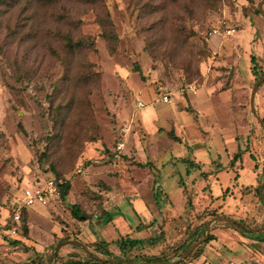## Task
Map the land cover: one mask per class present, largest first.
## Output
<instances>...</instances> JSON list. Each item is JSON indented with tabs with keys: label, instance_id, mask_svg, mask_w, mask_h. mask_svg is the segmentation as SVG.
Masks as SVG:
<instances>
[{
	"label": "rangeland",
	"instance_id": "rangeland-1",
	"mask_svg": "<svg viewBox=\"0 0 264 264\" xmlns=\"http://www.w3.org/2000/svg\"><path fill=\"white\" fill-rule=\"evenodd\" d=\"M53 1L0 0V41L7 28L12 31L4 53L26 56L34 72L19 83L0 52V264L87 261V252L68 243L52 257L54 247L68 240L92 253L93 242L105 241L114 259L164 254V263L177 264L209 235L202 255L184 264L262 259L264 240L251 233H264V82L253 107L251 92L264 75V0ZM106 13L118 38L111 53L96 21ZM58 31L91 38L94 46L67 56ZM187 62L190 69L197 64L200 80L189 78ZM252 66L263 74L255 78ZM68 70L89 74L81 83L87 87L76 85L73 93ZM69 94L81 110L87 112L88 104L96 138L66 175L64 200L58 195L26 206L25 235L20 218L10 219L11 206L25 187L53 180L34 146L38 140L39 148L47 146L45 138L55 131L49 101L53 107ZM79 126L86 133L87 124ZM61 142L51 146L55 155ZM238 150L241 160L231 164ZM155 182L164 193L159 204ZM71 204L87 219L74 218ZM103 210L110 221L100 219ZM205 223L199 241L175 251ZM153 236H159L153 245L144 242L133 251L120 246Z\"/></svg>",
	"mask_w": 264,
	"mask_h": 264
},
{
	"label": "trees",
	"instance_id": "trees-1",
	"mask_svg": "<svg viewBox=\"0 0 264 264\" xmlns=\"http://www.w3.org/2000/svg\"><path fill=\"white\" fill-rule=\"evenodd\" d=\"M7 1L8 0H3L2 5H5L4 3H8ZM84 1H86V3H96V0H84ZM57 3L58 0L52 2V4H57ZM1 15L2 14H0V17ZM96 21L102 31L101 35L105 38V40L108 43L110 53L113 52L115 48V43L117 42L118 38L113 30L110 16L108 15V13H106L104 16L98 17ZM58 33L59 34H57L58 36L57 38L62 41L60 46H62V49L66 52L67 56H69L70 55L69 53L74 52L76 49H85V48L91 49L94 46V40L91 38L80 37L74 39V37L70 33L63 34L61 31H58ZM190 33H191L190 36L194 37L196 35V33L193 30H190ZM9 35L12 38V31L7 28V32L5 34L6 36L5 41L4 40L0 41V52L3 53L2 56L3 58H5L7 65L12 70L15 80L22 84L25 80L31 79L34 75V72L30 69L26 56L23 57L16 56L13 59H10L9 54L4 53L5 50L4 45L6 41L10 43ZM54 36H55V32H54ZM200 41L202 42V39H200ZM172 42L174 43L175 41ZM204 50H206V45L203 43V46L201 47L200 51L204 52ZM51 51L53 56L58 57L56 50H51ZM252 61L254 62V57H252ZM188 63L189 62L184 64L185 65L184 70L189 76V78L192 80H194V78H198L200 80L201 72L197 64L195 63V66H193L192 69H190ZM133 71H135L138 74L141 81H145L146 78L138 64L134 65ZM261 72H263V70H257L254 66H252V73H254L255 78H258L261 74H263ZM64 73H66L65 78L70 82H72L73 93H75L74 89L77 90L76 85L81 86L84 89L87 87L82 85L81 83H86L87 81H89L87 80L90 78L89 74L85 76L83 72H71L70 70ZM8 87L11 93L15 94L14 93L15 87L11 85H8ZM88 93L89 92L87 91V93L84 94V96H87ZM62 99H63L62 103L55 105L53 107H52L53 101H49L50 109L48 114L54 119V124L52 126L53 128H55V131L53 134L45 138L47 142V146L39 148L38 144L40 140L36 142V145L34 146V154L37 155L36 157L38 158L39 161H44V163L47 165V169L53 173V182L58 187L60 192L59 198L61 200H64L65 197L68 195L70 189V179L67 178L66 175L79 165L80 156L83 154V152L86 149V143H92L95 141L96 138L95 132H97V127L94 121V116L92 115L91 110L86 102L85 103L87 106V112L81 110L80 106L82 104L80 102H77L78 106L77 104H75L74 102L75 98L72 94H69L68 97L62 95ZM189 109L190 108H188V110ZM83 122H85L88 127L86 129V133L84 132V134L76 130L77 127L81 128L79 125ZM17 129L23 135H27V132L21 123L17 124ZM59 140L62 141L61 146L59 151L55 155V151L51 150V146L55 145L56 141ZM53 155L58 157L56 159H53L54 157ZM238 160H241V150H238L234 154L231 164H234ZM253 168L255 170H258V166L256 164L254 165ZM155 183L156 184L154 188V196L156 203L159 204L162 201V196L164 195V193L161 192L159 184H157V182ZM70 209L74 218L78 220L87 219L85 218L86 216L83 214V212L80 210L77 204H71ZM17 211H19L22 233L26 235L27 212H26V207L22 204L21 201L11 206L10 219H14V215ZM100 219L102 220L104 219L105 222L110 221L108 211L103 210ZM143 226L146 227L145 224H143ZM205 226L206 223L196 226L194 230H192L189 233L188 238L174 248L175 251L176 252L180 250L186 251L192 244H194L196 241H199L202 238L203 234L205 233ZM237 227L240 228L239 225H237ZM251 234L255 237L256 240H262V241L264 240V233L261 231L252 232ZM211 239H213V236L209 235V237L205 241L200 243L193 251H191L184 259L179 261L177 264H184L187 258L195 259L201 256L203 253L204 245L208 243V241H210ZM158 240H159V236L148 237L145 239L128 238V243L126 244L122 243L120 246L122 247L123 250L127 248L130 251H133L134 246L136 247L137 245L143 246L144 242L153 245L157 243ZM92 246H93V251L95 253V257L88 256L87 261L85 262L77 261L67 264H130L124 262L111 263L108 261H104L113 257L112 252L108 250L107 243L105 241L102 240L95 241L93 242ZM125 260L136 263H147V264L150 263L162 264L168 261L167 257L164 254H160V255L136 254L134 255L133 258L126 257Z\"/></svg>",
	"mask_w": 264,
	"mask_h": 264
},
{
	"label": "built area",
	"instance_id": "built-area-1",
	"mask_svg": "<svg viewBox=\"0 0 264 264\" xmlns=\"http://www.w3.org/2000/svg\"><path fill=\"white\" fill-rule=\"evenodd\" d=\"M213 32H217V30H213ZM230 33V31H227ZM163 99L167 101V96H164ZM143 107V104H140ZM59 189L54 184L53 180H49L45 186H27L22 191L21 202L26 206H31L34 204H45L49 199L54 198L59 195ZM14 218L17 220L19 218V214L16 213ZM221 264H252L251 262H241L233 259H227ZM256 264H264V259L257 261Z\"/></svg>",
	"mask_w": 264,
	"mask_h": 264
},
{
	"label": "water",
	"instance_id": "water-1",
	"mask_svg": "<svg viewBox=\"0 0 264 264\" xmlns=\"http://www.w3.org/2000/svg\"><path fill=\"white\" fill-rule=\"evenodd\" d=\"M260 10H261V8H260ZM261 12H262V14H264V11L261 10ZM262 82H264V75L261 76L259 79L256 80L255 85H254V87H253V89H252V92H251V106H252V107H253V99H254V95H255V93H256V90H257L258 86H259ZM262 173L264 174V169H263V172H262ZM260 191H261V188H259V192H260ZM249 229H250V230H256V229H251V228H249ZM206 237H207V236H206ZM64 243H68V244H73V245L79 246V247L82 248L85 252H87L88 255H89L90 257H95V254L92 253V252H89L88 248H87L84 244H82V243H80V242H78V241H75V240H68V241H66V242H63V243H59V244H57V245L54 247V249H53L52 257L57 253L58 248H59L62 244H64ZM194 246H195V245H194ZM194 246H192L191 248H189V249H188V250H187L182 256H180V258H178V260H176L175 262L179 261L180 259L184 258L186 255H188V254L191 252V250L194 248ZM52 257H51V261H52ZM104 261H108V262H111V263H113V262H124V263H130V264H147V263H136V262H132V261H127V260H125V259H121V258H116V259H114V258H110V259H107V260H104ZM50 263H51V262H50ZM150 264H155V263H150ZM162 264H166V263H162Z\"/></svg>",
	"mask_w": 264,
	"mask_h": 264
},
{
	"label": "crops",
	"instance_id": "crops-1",
	"mask_svg": "<svg viewBox=\"0 0 264 264\" xmlns=\"http://www.w3.org/2000/svg\"><path fill=\"white\" fill-rule=\"evenodd\" d=\"M264 56V55H263ZM255 76V75H254ZM260 86V85H259ZM230 259V258H229ZM262 259H264V257L262 258ZM261 258L260 259H251V260H247V261H245V260H237V261H241V262H251L252 264H256V262L257 261H260V260H262Z\"/></svg>",
	"mask_w": 264,
	"mask_h": 264
}]
</instances>
